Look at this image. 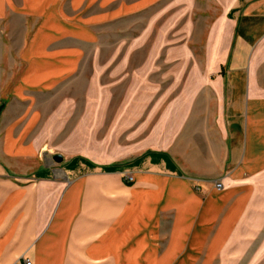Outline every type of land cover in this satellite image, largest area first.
I'll use <instances>...</instances> for the list:
<instances>
[{"label": "crops", "instance_id": "1", "mask_svg": "<svg viewBox=\"0 0 264 264\" xmlns=\"http://www.w3.org/2000/svg\"><path fill=\"white\" fill-rule=\"evenodd\" d=\"M161 1L0 0V46L17 49L0 53V264H214L262 232L264 0H214L208 46L223 41L212 62L228 63L229 102L213 169L161 149L57 163L34 139L37 98L79 66L83 43Z\"/></svg>", "mask_w": 264, "mask_h": 264}, {"label": "rangeland", "instance_id": "2", "mask_svg": "<svg viewBox=\"0 0 264 264\" xmlns=\"http://www.w3.org/2000/svg\"><path fill=\"white\" fill-rule=\"evenodd\" d=\"M220 12L214 0H163L103 24L79 48L71 75L37 98L40 148L111 164L161 149L181 164L189 158L213 169L225 150L229 102L228 63L212 62L222 59L223 41L208 46ZM5 43L1 54L17 51ZM260 226L241 254L214 264H264Z\"/></svg>", "mask_w": 264, "mask_h": 264}, {"label": "built area", "instance_id": "3", "mask_svg": "<svg viewBox=\"0 0 264 264\" xmlns=\"http://www.w3.org/2000/svg\"><path fill=\"white\" fill-rule=\"evenodd\" d=\"M123 179L127 183H129V182H131L133 180V178L130 175H128V174L123 175ZM221 185L222 184L220 182L215 183V186L218 187V188L221 187ZM25 264H31V262L28 259H25Z\"/></svg>", "mask_w": 264, "mask_h": 264}, {"label": "water", "instance_id": "4", "mask_svg": "<svg viewBox=\"0 0 264 264\" xmlns=\"http://www.w3.org/2000/svg\"><path fill=\"white\" fill-rule=\"evenodd\" d=\"M52 160L57 163H60L63 160V156L61 154H54L52 155Z\"/></svg>", "mask_w": 264, "mask_h": 264}, {"label": "trees", "instance_id": "5", "mask_svg": "<svg viewBox=\"0 0 264 264\" xmlns=\"http://www.w3.org/2000/svg\"><path fill=\"white\" fill-rule=\"evenodd\" d=\"M1 108H2V106H0V111H1Z\"/></svg>", "mask_w": 264, "mask_h": 264}]
</instances>
